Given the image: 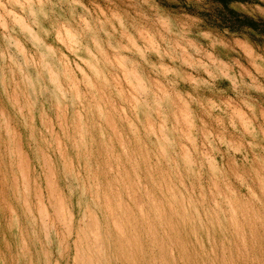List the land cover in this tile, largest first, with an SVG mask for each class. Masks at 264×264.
Masks as SVG:
<instances>
[{
	"label": "rangeland",
	"instance_id": "1",
	"mask_svg": "<svg viewBox=\"0 0 264 264\" xmlns=\"http://www.w3.org/2000/svg\"><path fill=\"white\" fill-rule=\"evenodd\" d=\"M76 256L264 264V0H0V264Z\"/></svg>",
	"mask_w": 264,
	"mask_h": 264
},
{
	"label": "bare ground",
	"instance_id": "2",
	"mask_svg": "<svg viewBox=\"0 0 264 264\" xmlns=\"http://www.w3.org/2000/svg\"><path fill=\"white\" fill-rule=\"evenodd\" d=\"M113 210V209H112ZM112 212V211H111ZM114 212V211H113ZM112 214V213H111ZM115 215V214H114ZM113 216V215H112ZM116 218V216L115 217H113V220H114V222L116 223V227H117V229H118V232L119 233H121V234H125L124 233V230H123V227H121L120 226V222L118 223V221H117V219H115ZM82 225H80V227H81ZM80 229V228H79ZM81 231H82V229H80ZM122 230H123V233H122ZM83 231H84V229H83ZM83 231H82V233H83ZM79 240H80V235H79ZM80 242V241H79ZM75 243H78V239H77V242H75ZM74 243V244H75ZM129 243V242H128ZM75 245H77L78 246V244H75ZM132 245V244H131ZM76 247V246H75ZM131 247V246H130ZM77 248V247H76ZM79 248V247H78ZM78 250V249H77ZM77 254V253H76ZM77 257H79V256H76V258L74 257V259L76 260V262H75V264H79V261H78V259H77ZM77 261H78V263H77Z\"/></svg>",
	"mask_w": 264,
	"mask_h": 264
}]
</instances>
